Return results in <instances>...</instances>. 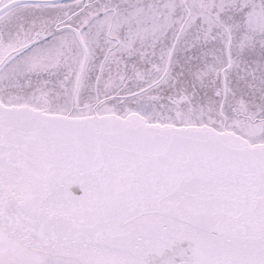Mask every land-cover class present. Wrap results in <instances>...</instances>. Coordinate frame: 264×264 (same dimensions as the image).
I'll return each instance as SVG.
<instances>
[{"label":"snow or ice","instance_id":"obj_1","mask_svg":"<svg viewBox=\"0 0 264 264\" xmlns=\"http://www.w3.org/2000/svg\"><path fill=\"white\" fill-rule=\"evenodd\" d=\"M0 264H264V0H0Z\"/></svg>","mask_w":264,"mask_h":264}]
</instances>
